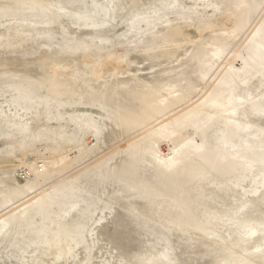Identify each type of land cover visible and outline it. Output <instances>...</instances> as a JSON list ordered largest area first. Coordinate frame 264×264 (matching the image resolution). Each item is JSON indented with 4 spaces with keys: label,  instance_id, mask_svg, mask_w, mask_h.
I'll use <instances>...</instances> for the list:
<instances>
[{
    "label": "rangeland",
    "instance_id": "rangeland-1",
    "mask_svg": "<svg viewBox=\"0 0 264 264\" xmlns=\"http://www.w3.org/2000/svg\"><path fill=\"white\" fill-rule=\"evenodd\" d=\"M0 264H264V0H0Z\"/></svg>",
    "mask_w": 264,
    "mask_h": 264
},
{
    "label": "bare ground",
    "instance_id": "bare-ground-1",
    "mask_svg": "<svg viewBox=\"0 0 264 264\" xmlns=\"http://www.w3.org/2000/svg\"><path fill=\"white\" fill-rule=\"evenodd\" d=\"M42 169V166H40V170ZM21 177L24 179L26 177L25 173L21 174Z\"/></svg>",
    "mask_w": 264,
    "mask_h": 264
}]
</instances>
